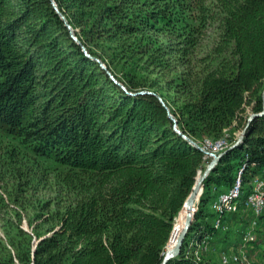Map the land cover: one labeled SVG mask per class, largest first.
Wrapping results in <instances>:
<instances>
[{
	"label": "trees",
	"instance_id": "16d2710c",
	"mask_svg": "<svg viewBox=\"0 0 264 264\" xmlns=\"http://www.w3.org/2000/svg\"><path fill=\"white\" fill-rule=\"evenodd\" d=\"M54 1L79 42L52 0H0V123L88 183L37 214L33 234L18 224L24 241L2 264H159L204 169L169 113L199 144L230 142L165 262L215 264L186 257V240L214 230L208 204L243 163L241 199L264 174V112L229 148L264 111V0Z\"/></svg>",
	"mask_w": 264,
	"mask_h": 264
},
{
	"label": "rangeland",
	"instance_id": "374dc122",
	"mask_svg": "<svg viewBox=\"0 0 264 264\" xmlns=\"http://www.w3.org/2000/svg\"><path fill=\"white\" fill-rule=\"evenodd\" d=\"M115 73L120 74L118 71ZM239 132L236 130L235 135L238 136ZM225 133L228 135L231 132L226 129ZM207 161L204 159V167ZM86 183L88 179L84 173L52 157L35 154L24 135L0 123V264L10 257L14 260L17 258L25 238L19 232L18 224L33 234L32 225L37 214H47L53 208L62 206L76 195L72 188H81ZM45 203H50L49 209L44 207ZM185 208L186 204L175 217L176 230L171 243L176 240L185 223ZM194 233L195 230L188 235L187 244ZM14 262L11 264H20Z\"/></svg>",
	"mask_w": 264,
	"mask_h": 264
},
{
	"label": "crops",
	"instance_id": "0c3cea01",
	"mask_svg": "<svg viewBox=\"0 0 264 264\" xmlns=\"http://www.w3.org/2000/svg\"><path fill=\"white\" fill-rule=\"evenodd\" d=\"M218 196V195H217ZM217 196L208 204L212 209L213 214L207 216L204 220L209 223L210 226L214 227V202ZM244 205L243 199H239L236 207H242ZM210 211V209H209ZM250 218L251 214L247 211H240L236 213L229 212L225 214L221 221V226L218 229L211 231L207 238L204 236L203 243L199 247V255L203 261L215 264H229L222 263L221 253H226V256L230 257L232 255H237L239 252H243L246 258L251 262V264H264V219H260L258 224L255 226V231L257 232V238L253 239V242L246 244L245 247L242 246V239L244 233L250 230ZM208 245L206 250L204 246ZM252 259V261H251ZM234 264V263H231Z\"/></svg>",
	"mask_w": 264,
	"mask_h": 264
},
{
	"label": "bare ground",
	"instance_id": "6f19581e",
	"mask_svg": "<svg viewBox=\"0 0 264 264\" xmlns=\"http://www.w3.org/2000/svg\"><path fill=\"white\" fill-rule=\"evenodd\" d=\"M248 115H249V113H248ZM229 143L230 142L226 138V136H224V137H222V138H220L214 142L205 141L203 143V146H202L205 150V151H202L204 153V159L206 160V159H208V156H211L209 152L218 153L217 148L222 147L221 151H223L229 145ZM221 151H219V152H221ZM244 167H245V163H243L240 166L239 170L236 173V175L238 177L237 183L235 184V182H236V177H235L234 183L231 185V187H229L226 191L219 193L216 201L214 202L213 207H214V212H215V219H214V228L215 229L220 228L221 221H222L223 217L225 216V214L232 212V206H230L229 204H234L236 207L239 199L243 195V186H242V182H241V174L243 172ZM260 176L264 177V174L260 175ZM260 176L258 175L257 177L253 178V180L251 181L249 191H248L246 197L243 199L244 204L246 202H251L253 200L254 190H255V186H256V178H258ZM199 188L196 192V195L199 191ZM201 192H202V190L200 191V194H201ZM194 200H195V198H194ZM194 200H193V204H194ZM184 204H186V208L184 209V213H185L184 216H185V223H186L187 212L191 211V213L193 215L194 209H192L193 204H192V207H190L189 197L186 199ZM262 218L264 219V209H256L255 213H254V220H256L255 226L258 224L259 220ZM185 223L182 224V228L184 227ZM250 224H252V216L250 218ZM249 231L244 233V236L242 239L243 240L242 241L243 247H245L246 244L248 243V232ZM207 237L208 236H206L205 238H207ZM202 241H203V239L200 242H197V240L194 237H192L190 243L186 245L185 256L186 257L192 256L193 260L195 262H199L201 260V256L199 255L198 249L202 245V243H203ZM175 242H176V240L167 249H171L175 245ZM227 259H231V263H234V264H251V262L246 258V256L244 255L243 252H239L237 255H232L230 257H228V256L223 257L222 263H228Z\"/></svg>",
	"mask_w": 264,
	"mask_h": 264
},
{
	"label": "water",
	"instance_id": "95a60500",
	"mask_svg": "<svg viewBox=\"0 0 264 264\" xmlns=\"http://www.w3.org/2000/svg\"><path fill=\"white\" fill-rule=\"evenodd\" d=\"M52 4L55 8V10H57L59 12V9L57 8V5L55 3L54 0H52ZM60 14V17L63 18L66 26L70 29V34L71 36L73 37V39H75L77 42H79V40L77 39L76 35L74 34L70 24L68 23V21L65 19L64 15L59 12ZM81 47L82 49L86 51L84 45L81 44ZM96 60L99 61L100 65L106 69L107 73L109 74V76L116 82H118L115 77L111 74V72L106 68L105 64L99 60V58L97 57H94ZM121 86H123L121 84ZM124 87V86H123ZM143 91V90H142ZM153 92V91H151ZM158 95V94H157ZM158 97L160 98V100H162L161 96L158 95ZM263 99H264V94H263ZM162 102L164 103V101L162 100ZM264 111H260V112H251L249 113L248 117H247V122L245 124V126L240 130L236 140L233 142V144H231L229 146V148L231 147H234L236 146L239 142H241L243 136H244V133H245V130H246V127L247 125L249 124V122L252 120L253 117H255L256 115H260L262 114ZM169 117H171L172 119V122H173V127L179 132L181 133L191 144H193L194 146L198 147L201 151H205L204 148L202 147V145H200L197 141H195L194 139H192L191 137L187 136L186 134L182 133L181 130L177 127V123H176V118L173 116L172 113H169ZM226 150H223L221 152H218V153H214V152H209L210 155H211V158L210 160L208 161V163L206 164V166L204 167L203 171H202V174L201 176L198 178V180L194 183V185L192 186V189L191 191L189 192V203H190V207H192V204H193V200L196 196V192L198 190L199 187H202L203 186V180L206 178V176L209 174V172L214 168V166L217 164L220 156L225 152ZM208 152V151H207ZM199 200V198H198ZM197 208V207H196ZM186 217H187V221L184 225V227L182 228V230L180 231V233L178 234L177 238H176V242H175V245L171 248V249H166L165 250V254L161 260V262L159 264H165V262L175 256L176 254H178V252L180 251V248H181V245L183 243V239L186 235V233L188 232V229L191 225V222H192V219H193V215L191 213V211H188L187 214H186ZM172 232V230H171ZM171 235V233H170Z\"/></svg>",
	"mask_w": 264,
	"mask_h": 264
},
{
	"label": "built area",
	"instance_id": "2783aa9c",
	"mask_svg": "<svg viewBox=\"0 0 264 264\" xmlns=\"http://www.w3.org/2000/svg\"><path fill=\"white\" fill-rule=\"evenodd\" d=\"M221 148H217V152L221 151ZM210 158H211V156H208V160H210ZM237 181H238V177L236 175L235 184L237 183ZM229 205L232 206V213H236V212H240V211H242V212L247 211L251 214L252 224L250 226V231L248 232V244H250L251 242H253L254 238H257V232L255 231L256 220H254L255 210L256 209H264V177L260 176V177L256 178V186H255V190H254V196H253V200L251 202H246L242 207H235L234 204H229ZM248 244H247V246H248ZM207 247H208V245H205L203 250H206ZM246 247L244 249L247 252ZM247 256H249L248 252H247ZM220 257H226V253H221ZM227 260H228V263L231 264V259H227ZM251 261H252V259H251Z\"/></svg>",
	"mask_w": 264,
	"mask_h": 264
}]
</instances>
